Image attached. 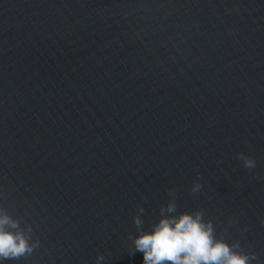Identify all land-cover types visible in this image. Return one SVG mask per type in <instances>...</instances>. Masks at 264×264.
Here are the masks:
<instances>
[{"label":"clouds","instance_id":"clouds-1","mask_svg":"<svg viewBox=\"0 0 264 264\" xmlns=\"http://www.w3.org/2000/svg\"><path fill=\"white\" fill-rule=\"evenodd\" d=\"M239 159L244 166L252 169L256 161ZM201 185L195 183L192 192L196 193ZM174 195V193H170ZM144 209L138 208L134 217L138 235L131 237L136 251L143 254V264H251L256 260L255 253L236 251L240 248L238 242L228 244L223 239H217L212 222L203 219L202 211L193 213L176 212L173 199L160 209V219L151 226V231H144L141 215ZM27 232H31L28 228ZM31 237L21 228L20 220L13 218L5 210L0 209V260H16L30 255L35 247L30 243ZM103 260L97 256V264Z\"/></svg>","mask_w":264,"mask_h":264}]
</instances>
